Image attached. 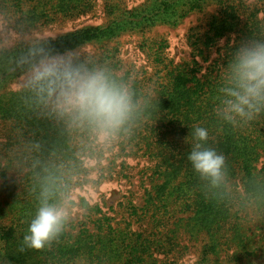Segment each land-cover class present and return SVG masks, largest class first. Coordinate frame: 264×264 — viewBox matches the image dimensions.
Masks as SVG:
<instances>
[{"label":"trees","instance_id":"16d2710c","mask_svg":"<svg viewBox=\"0 0 264 264\" xmlns=\"http://www.w3.org/2000/svg\"><path fill=\"white\" fill-rule=\"evenodd\" d=\"M92 1L0 0V14L12 26L37 25L84 12ZM212 3L217 5V11L208 19L206 29L189 35L193 56L190 61L175 63L169 58L166 40L153 48V60L164 71L160 88L154 89L159 105L129 138L135 142L125 141L124 148L130 152L136 149L133 154L147 155L153 160L150 168L157 182L146 191L141 207L149 221L160 227L177 209L191 210L189 219L206 229L209 245L216 249L223 239L230 240L226 224L232 209L244 206L257 193L264 195V113L233 127L218 121L213 112L221 67L226 66L243 41L256 32H264V0H147L142 7L121 13L115 5V17L108 23L58 35L51 45L63 52L89 43H108L125 32H138L158 23L177 24L191 12ZM118 51L115 46L107 47L98 58L121 70ZM206 60L210 62L203 66ZM121 72L143 86L129 70ZM23 73L20 69L11 70L0 58V119L11 126L10 142L20 146L17 159L24 171L20 183L9 190V224H0V264H166L158 257L159 253L176 250L168 231L150 234L157 240L144 244L134 238L139 233L118 229L99 204L92 205L82 196L78 204L101 216L82 221L77 231L68 223L60 238L45 249L23 253L18 250L35 210L38 191L30 172L25 170L26 155L38 154L70 167L72 188L87 171L83 157L88 154L81 151L79 137L69 136L54 121L39 115L23 88L10 93L3 91ZM197 126L208 129V145L226 157L233 189L225 200L204 190L187 159L191 148L189 134ZM34 148L36 152L32 151ZM2 176L7 178V173L3 171Z\"/></svg>","mask_w":264,"mask_h":264},{"label":"clouds","instance_id":"9594fccd","mask_svg":"<svg viewBox=\"0 0 264 264\" xmlns=\"http://www.w3.org/2000/svg\"><path fill=\"white\" fill-rule=\"evenodd\" d=\"M54 38L38 25L0 23V58L11 70L24 72L23 89L30 105L69 136L79 137L81 151L101 154L127 141L158 108L156 92L77 46L63 52L54 49ZM213 112L218 121L233 127L264 113V32L243 41L221 67ZM189 135L187 159L202 187L227 199L233 184L226 157L208 145L207 128L194 127ZM24 163L38 191L18 246L21 253L51 246L66 230L72 178V169L54 159L29 153ZM261 204L264 195L257 193L238 209L259 210Z\"/></svg>","mask_w":264,"mask_h":264},{"label":"rangeland","instance_id":"374dc122","mask_svg":"<svg viewBox=\"0 0 264 264\" xmlns=\"http://www.w3.org/2000/svg\"><path fill=\"white\" fill-rule=\"evenodd\" d=\"M147 0H93L89 9L72 16H59L47 23H38L44 33L56 37L85 26L105 24L115 17L117 5L120 10L133 11L142 7ZM217 5L209 4L202 10H196L187 15L177 24L158 23L141 31L125 32L108 43H89L79 47L83 52L100 57L107 47H117L122 69L129 70L133 78L140 80L143 86L160 88L164 71L153 60V48H157L162 40H166V54L175 63L190 61L192 46L189 35L206 29V23L212 14L216 13ZM0 23L11 22L0 14ZM12 25V24H11ZM163 42V41H162ZM219 45H223L220 43ZM214 57V53L210 59ZM206 60L203 66H207ZM24 73L10 82L3 91L16 92L23 88ZM11 126L0 119V224L8 225L9 190L12 185L19 184L23 177L18 158L20 146L13 144L10 138ZM135 142L127 140L126 142ZM126 142L101 154H85L83 159L87 171L78 178V183L71 188V206L69 224L77 231L84 220L101 216L81 207L79 198L85 197L90 204H99L102 212L111 218L112 224L124 232H136L134 236L144 242L157 240L150 234L159 230L167 232L176 243L172 253H159V258L166 264H264V204L260 209L230 212L227 231L229 241L216 249L210 244L206 229L196 225L194 219H189L191 210L186 212L177 209L170 213V218L163 221L160 227L149 221L141 207L146 199V191L157 180L153 177L151 165L153 160L147 155L133 154L125 149ZM7 173V178L2 172ZM133 208L136 213L134 212ZM150 213V212H149ZM168 215V216H169ZM76 226V227H75ZM125 236V235H123ZM15 246L13 245L12 248ZM204 258H207L205 261ZM203 259V262L201 260Z\"/></svg>","mask_w":264,"mask_h":264}]
</instances>
